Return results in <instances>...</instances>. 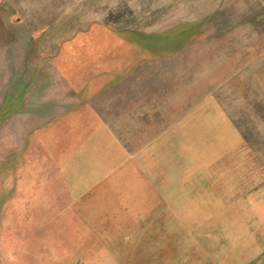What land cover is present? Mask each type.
Segmentation results:
<instances>
[{"label":"rangeland","instance_id":"obj_1","mask_svg":"<svg viewBox=\"0 0 264 264\" xmlns=\"http://www.w3.org/2000/svg\"><path fill=\"white\" fill-rule=\"evenodd\" d=\"M35 1L14 30L59 37L61 0ZM80 4L109 28L98 61L9 58L0 27L5 90L38 116L77 88L109 128L79 203L0 199V264H264V0Z\"/></svg>","mask_w":264,"mask_h":264},{"label":"crops","instance_id":"obj_2","mask_svg":"<svg viewBox=\"0 0 264 264\" xmlns=\"http://www.w3.org/2000/svg\"><path fill=\"white\" fill-rule=\"evenodd\" d=\"M34 1L29 0L27 9L22 7L21 0H0V27L2 30L6 26L12 28V38L7 42L13 47V54L9 58L48 61H98L105 58L102 51L106 44L101 43L97 35L102 28H109L92 19L93 13L88 15L84 10L80 11L82 0H61L60 19L67 21V25L61 27L59 37L51 35L52 28L49 26L44 31V41H41L31 31V27H35L33 22L30 24L31 32L26 31L27 35L23 37L17 34L14 29L18 28L22 13H28L29 17L34 15ZM52 5L50 2L51 8ZM46 9L49 11L47 5ZM5 43V38L0 36L2 59L6 57ZM49 68L50 72L65 74L54 63ZM95 69L99 70L100 64L92 63V71L88 73H98ZM82 73L76 72L79 75ZM78 90L72 89L75 95L70 93V97L50 96V105H57L52 109L53 114L37 116L32 113L33 109L35 113L42 106L45 108L44 103L47 102L34 100V104L32 100L24 98L23 92L28 91L26 88L5 90L4 84L0 85V139L9 140L12 134L11 142L3 141L0 145L7 149L4 155L0 153L2 202H17L18 197L27 195L31 203L76 204L84 197L80 188L84 187L86 172L92 171L94 161L90 160V156H95L102 148L101 131L109 128L92 106L79 98ZM6 108L9 109L7 113L1 110Z\"/></svg>","mask_w":264,"mask_h":264}]
</instances>
